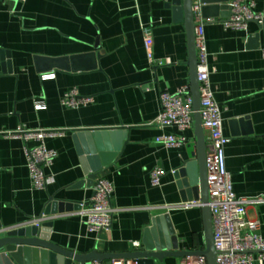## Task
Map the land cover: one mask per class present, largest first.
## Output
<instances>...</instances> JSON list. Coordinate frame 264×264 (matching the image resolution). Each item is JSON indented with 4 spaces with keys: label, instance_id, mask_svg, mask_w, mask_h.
I'll use <instances>...</instances> for the list:
<instances>
[{
    "label": "crops",
    "instance_id": "obj_1",
    "mask_svg": "<svg viewBox=\"0 0 264 264\" xmlns=\"http://www.w3.org/2000/svg\"><path fill=\"white\" fill-rule=\"evenodd\" d=\"M232 1L203 5V18L215 20L203 27L210 83L229 139L227 169L234 192L264 200V27L251 22L246 31L226 29L221 22ZM242 1L264 11V0ZM171 2L0 1V233L46 216L50 242L61 248L79 255L129 254L142 250L153 221L167 216L180 250L206 249L203 206L176 207L202 203L185 202L194 199V189L176 177L186 162L196 161L195 128L156 123L161 94L191 84L186 23ZM144 27L152 29L153 64ZM48 74L55 77L43 80ZM74 91L94 102L63 106L64 96ZM20 129L66 131L46 140L58 155L47 169L53 183L45 190L31 178L26 142L11 136ZM160 136L187 142L169 148L156 141ZM100 152L114 158L91 180ZM157 169L165 174L153 186ZM100 178L113 186L116 213L111 229L98 234L88 230L82 212ZM62 203L74 207L60 213ZM247 214L260 223L264 238V202L249 206ZM169 229L161 222L157 238ZM254 256V264H261L259 253ZM183 258L164 264H180ZM32 262L51 264L41 254H33Z\"/></svg>",
    "mask_w": 264,
    "mask_h": 264
},
{
    "label": "built area",
    "instance_id": "obj_2",
    "mask_svg": "<svg viewBox=\"0 0 264 264\" xmlns=\"http://www.w3.org/2000/svg\"><path fill=\"white\" fill-rule=\"evenodd\" d=\"M1 1V0H0ZM6 2H24L25 0H2ZM168 1V0H164ZM196 17V45L198 49L199 66L198 80L201 91V115L206 139L208 142L207 169L210 190V203L213 226L214 247L217 252L216 264H254L255 253H259V261L264 264V238L259 234L260 223L248 217L247 210L252 204L264 200H250L240 198L233 188L232 175L227 169L226 146L229 139L224 134V120L221 109L214 98L210 83L208 66V50L203 27L214 23V19H204L200 0H193ZM229 16L222 21L226 29L246 31L251 22L264 27V11L257 12L254 3H244L242 0H233L228 5ZM144 45L150 62L153 64L154 39L150 27L143 28ZM55 75L42 76L43 80L53 79ZM161 99V113L157 118L160 128L177 127L188 130L194 127V107L191 87L186 85L178 88L175 93L163 92ZM94 102L93 97H82L77 92L66 94L62 99L65 107L78 108ZM41 107V106H38ZM63 130H24L20 129L13 137L22 138L26 142L25 152L31 178L36 188L45 190L53 183V178L47 174L57 152L46 145L48 138H61ZM166 147H179L186 144V139L174 136H160L156 140ZM34 142V145H29ZM165 172L157 169L152 173V185L159 186ZM113 194L112 184L105 179H98L94 188L90 206L82 212L84 223L91 233L101 234L112 227L116 209L111 204ZM194 206H203L202 203H186L176 207L189 209ZM44 216L32 219L24 226L40 227L47 221ZM139 248L140 243H134ZM104 264H138L134 259L111 260ZM180 264H208L204 256H187Z\"/></svg>",
    "mask_w": 264,
    "mask_h": 264
},
{
    "label": "water",
    "instance_id": "obj_3",
    "mask_svg": "<svg viewBox=\"0 0 264 264\" xmlns=\"http://www.w3.org/2000/svg\"><path fill=\"white\" fill-rule=\"evenodd\" d=\"M228 0H200L202 11L203 5L211 3L220 4ZM177 16H183L186 23L189 49V67L191 72V92L194 107V128L196 132L197 156L196 161H188L176 174L177 178L184 179V185L194 189V199L185 202L202 201L204 211V226L206 236V249L202 252H185L179 249L175 232L171 226L169 217L156 218L153 221V229L146 232L143 249L129 254H100L92 252L88 255H79L61 248L50 242L49 230L51 224L44 223L38 226H24L0 233V264H34L33 254H41L42 261L49 259L51 264H104L111 260L134 259L138 264H153L155 261L164 264L168 258H180L186 256H204L208 264H216L217 252L214 247V226L210 203V190L208 184L207 150L208 142L205 136L201 115V91L198 80L199 57L196 45V17L193 8V0H172ZM242 122V121H241ZM236 124V123H235ZM195 156L192 155V158ZM100 162L92 168L91 180L96 179L97 173L103 167L108 166L114 156L99 153ZM73 204H61L59 212L70 211ZM50 212H47L48 214ZM55 213V212H53ZM161 222H167L169 233L165 237L157 238L156 229Z\"/></svg>",
    "mask_w": 264,
    "mask_h": 264
}]
</instances>
